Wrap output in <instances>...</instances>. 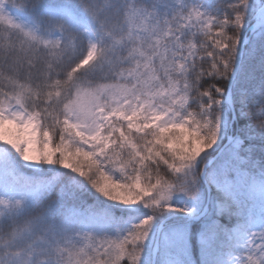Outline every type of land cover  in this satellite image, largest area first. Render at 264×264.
Segmentation results:
<instances>
[{"label":"snow or ice","instance_id":"6c2138e0","mask_svg":"<svg viewBox=\"0 0 264 264\" xmlns=\"http://www.w3.org/2000/svg\"><path fill=\"white\" fill-rule=\"evenodd\" d=\"M0 264H264V0H0Z\"/></svg>","mask_w":264,"mask_h":264}]
</instances>
